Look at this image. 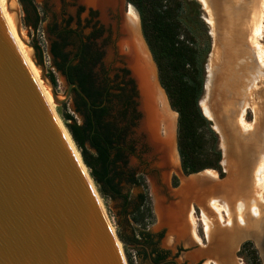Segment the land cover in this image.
Instances as JSON below:
<instances>
[{"label":"trees","instance_id":"1","mask_svg":"<svg viewBox=\"0 0 264 264\" xmlns=\"http://www.w3.org/2000/svg\"><path fill=\"white\" fill-rule=\"evenodd\" d=\"M20 3L35 15L32 28L36 30L39 17L33 1L20 0ZM127 3L138 14L159 85L170 109L177 114L176 148L183 174L190 176L211 170L222 177L219 139L199 106L205 87L204 67L211 50V38L201 19L199 4L195 0H127ZM55 37L57 41L50 48L53 68L68 84L77 85L91 104L88 108L86 101L73 90V115L64 110L67 102L60 106L58 115L98 195L104 201H122L123 216L138 228L132 227L127 234L116 223V236L127 264H134L131 251L138 257L142 255L150 264H177L170 259V251L159 247L163 233L152 234L148 230L153 214L144 176L125 171L127 158L134 155L129 132L137 120L126 71L121 69L109 75L100 68L97 72L101 54L84 43L80 33L68 25ZM69 46L73 51L65 52ZM39 54L38 62L43 66L41 51ZM48 78L56 87L55 78L51 74ZM123 183L143 189L131 212L127 210L133 199L122 192ZM237 255L244 256L248 264H261L250 241L240 245Z\"/></svg>","mask_w":264,"mask_h":264},{"label":"water","instance_id":"2","mask_svg":"<svg viewBox=\"0 0 264 264\" xmlns=\"http://www.w3.org/2000/svg\"><path fill=\"white\" fill-rule=\"evenodd\" d=\"M7 4L14 17L16 31L49 89L53 104L61 106L74 90L90 108L88 98L75 84H68L63 98L57 96L44 67L38 62L35 48L21 34V18L15 1L7 0ZM130 6L127 0H121L120 6L106 11L109 24L105 26L99 22L107 36L114 37V27L116 33L119 32V24L125 21L126 10ZM85 8L99 17L98 10ZM140 34L142 37L141 29ZM142 40L146 46L143 37ZM150 59L157 75L151 55ZM121 65L114 72L126 71L125 79L131 82L132 102L137 115L129 136L146 146L151 157H156L150 146V132L158 142H163V137L159 135V128L147 119L153 99L148 78L141 68L140 74L124 62ZM155 83L165 96L158 78ZM212 130L215 131L213 126ZM174 146L176 148V139ZM177 171L179 177L186 178L181 167ZM88 178L91 185L64 140L0 15V264H127L121 243L110 228L89 175ZM245 236L242 233L234 248L238 249L243 242L251 240ZM257 249L264 264V242Z\"/></svg>","mask_w":264,"mask_h":264},{"label":"bare ground","instance_id":"3","mask_svg":"<svg viewBox=\"0 0 264 264\" xmlns=\"http://www.w3.org/2000/svg\"><path fill=\"white\" fill-rule=\"evenodd\" d=\"M77 1L83 6L98 10L99 21L105 26L109 24L106 11L117 8L121 2V0ZM198 1L207 12L205 22L212 35V52L206 85L208 97L201 104V111L213 123L214 130L220 136L222 165L228 174L227 188L226 192H223L222 184L216 180L217 173L206 170L182 180L181 187L176 194L181 200L175 206L164 207L161 200H158L155 210L160 220L159 224L170 231V238L175 237L178 241L187 242L189 233L196 244H201V240L194 230L196 220L192 216L193 210L190 208L185 218V207L188 202L203 205L200 221L204 226L205 237L209 239L212 233H216V235L223 233L219 230L220 226L227 229L224 232L225 241L217 242L214 251L216 253L218 249H222L223 263L218 260H207L203 264H228L226 260L228 251L239 243L242 233L249 227L250 221L258 226L264 223L262 217L264 213H261L262 208H260L264 204V46L261 43L264 39V0ZM9 9L7 0H0V15L10 37L43 100L52 112L70 151L91 185L88 172L82 165L77 150L66 129L54 113L49 89L42 81L39 70L31 61L30 52L16 31L14 17ZM106 19H108L107 23ZM139 25L138 15L130 6L126 10L125 21L119 24V32L116 33L114 27V40L111 41V49L120 58L119 67L124 62L131 70L138 71L137 73L140 71L141 74L142 69L146 73L148 88L153 93L151 105L149 101L150 113L148 112L147 119L151 125L161 129L163 137V142H158L150 132L152 153L156 155V161L160 162L163 169L167 170L170 165V168L175 170L178 169V155L172 148L171 141V114H175L169 109L166 98L155 83L156 78L151 74L149 67L152 62L149 52L144 47ZM248 27L249 34H247ZM248 44L251 48L248 47ZM247 109H250L254 114L253 121L249 123L244 120ZM235 114L236 123L241 133L236 135V146L234 145L232 151V147L229 144L225 146L226 144L222 141L224 136L221 134L218 122L223 115L228 117L229 120H226V124L229 125L230 119ZM228 125L222 129L226 134L231 131H229ZM231 126H229L230 129ZM244 186L245 189L241 190ZM250 186L254 196L248 199ZM239 191L240 194H238ZM221 192L227 193V202L215 198ZM198 194L202 196H198ZM99 203L101 206L102 203ZM204 206L210 209L211 212L208 211L210 215L214 216L213 218L204 211ZM184 218L187 219L189 228L183 224ZM110 228L113 232L111 224ZM206 254L202 251L197 253V259L207 257Z\"/></svg>","mask_w":264,"mask_h":264},{"label":"rangeland","instance_id":"4","mask_svg":"<svg viewBox=\"0 0 264 264\" xmlns=\"http://www.w3.org/2000/svg\"><path fill=\"white\" fill-rule=\"evenodd\" d=\"M14 1L20 13L21 34L25 38V40L28 42V44L40 49L39 51H41V60L43 62L44 73L47 77L48 75L51 74L55 78V81H56L55 92L60 99L64 97L66 90H67L68 83L66 82L65 77L62 76L59 72H57L53 68L54 62H53L52 56L50 55V48L52 44L57 41L55 34L57 32L62 31L64 28H66L67 25L69 29L75 30L80 33L84 43L91 45L93 49L97 50L101 54L100 61L95 68L97 72H99L100 68H102L105 71H107L109 75H113L114 73H116L114 72V70L116 67H118V63H121V61H120V58L116 56L114 50L111 49L112 44H110V42L113 41L114 38L113 37L109 38L110 36H107L106 32L105 33L102 32V29L100 27L101 24L99 22V17L94 16L92 15V13L88 12L85 6L80 4L77 0H32L33 4L36 7L37 14L39 17V25L36 30L32 28V25L35 21V15L31 11V9L29 7L24 8L22 4L20 3V0H14ZM195 1L200 6V12H201L200 16H201V19L206 24L205 19L207 18V12L202 8V5L200 4L198 0H195ZM105 21L107 23L108 19H106ZM206 26L208 28V34L210 35V38H211V50L208 55L205 67H204V72H205L204 90L205 91L199 102L200 109H201V104L204 103L208 97L207 96L208 90H207L206 85H207V78H208V73H209L210 56L212 52L211 30L207 24ZM249 33H250V30L248 27L247 34ZM247 34H246V37L248 36ZM261 43L264 46V39H263V42ZM144 47L146 49V46ZM248 47L251 48L249 44H248ZM39 51L36 50V57L38 60H40ZM70 51H73V48L71 46L65 49V52H70ZM124 51H126V48H124ZM149 69L151 71L152 76L157 78V75L155 74L152 64H150ZM71 97H72V93L70 95V98L67 100V106L65 107L64 110H66L67 113H70L71 115H73L72 113L73 105L71 102ZM53 106H54V113L63 126V123L58 115V110L59 111L61 110L59 109L60 106H56L54 104ZM75 118L78 120V117H75ZM171 118H172L171 119L172 148H174V151L177 152L174 146V141L176 139L177 115L171 114ZM253 119H254L253 112L250 109H247L244 114V120L249 123V122H252ZM226 120H229L228 117H224L222 115V118L218 122L219 127L222 132L221 134L222 136H224V140L222 139V141L224 142V144H226L225 146L229 144L230 147H232L231 149L233 151V148L236 146V135L241 132L239 130V126L236 123L237 122L236 114L234 115V117L230 119L229 125L226 124L227 123ZM210 123L213 126V123L212 122ZM225 125H228L229 131L231 130L230 132H227V134L224 133V130H222L223 128L225 129ZM230 125H232L231 129L229 127ZM158 130H159V135L162 137L161 129L159 128ZM216 134L219 139V148L221 149L220 146L222 142H221V139L218 133ZM133 142H134V155L133 156L131 155L127 158V165L125 167V171L134 173L137 176L143 175L145 178V182H146L145 189H146V193L148 194V197L150 200L151 210L153 214V223L151 226H149L148 230L152 234L163 233V237L159 241V247L163 250L170 251L171 253L170 259H173L177 264H203L207 260L221 261L223 257L222 256L223 251L222 249H218V251L214 253L215 244L217 242L225 241L224 232L227 229L222 228L220 226L219 230L223 233H219L221 235L219 234L216 235V233H212L209 239H207L204 234V226L200 221L201 207H203V205H201L200 203L198 204L196 202H191V203L188 202L189 204V205L187 204L188 207L187 206L185 207L186 208L185 218L187 216L189 209L192 208L193 210L192 216L196 220L194 230H195V234L197 235V237L201 240L200 241L201 244L200 243L196 244L193 241L191 234L189 233L187 235V239H188L187 242L178 241V239L176 240V238L173 236H172L173 238H170L171 237L170 231L165 226H161L159 224L160 220L155 210L156 202L158 200H161V204L167 208L171 206H175L181 200L179 199V197L176 196L178 192L177 190L181 187L182 180L189 178V177L188 176H186V178L179 177L177 173L178 172L177 169L172 170L170 168V165L167 170L163 169L161 167L162 165L160 164V162L156 161V157H151V153L148 151L146 146H144L143 144L139 142H135V141ZM221 152H222V149H221ZM222 161H223V156H222ZM178 169H180L179 158H178ZM221 169H222L223 176L220 177L218 173L216 172L218 176L216 180L222 184V191L226 192L227 183H228V174L224 171L223 165H221ZM121 187H122V192L124 194L128 193L133 199L132 204L129 206L127 210L128 212H131L132 208L135 205H137V202H138L137 196L143 191V189L139 187L130 188L124 183L121 184ZM244 189H245V186L241 190H244ZM240 193L241 192L239 191L238 194ZM226 194L227 193L223 194L221 192L215 198L223 202H227L228 199H227ZM248 195H249L248 199L254 196V192L251 186H250V193ZM198 196H202V195L198 194ZM100 202L102 203L104 212L106 213V216L111 226L113 227L115 233H116V223H119V225L122 227V229L125 230V233L127 234L130 232V229L132 227L135 229H138L133 224H131L130 221H128V218L126 216H123L122 201L120 200H105L104 201L100 197ZM260 208H262L261 213H264V204H262ZM208 210L210 211L208 207L204 209V211H206V213L208 212L209 214ZM209 216L211 218L214 217L213 215H210V214ZM262 217H263V222H264V216ZM185 218H184L183 224L187 225L188 221ZM250 223L248 224L249 227L246 230H244L243 234H245L247 238H251L250 242H252V244L254 245L257 251L258 250L257 248H260L262 246V243L264 242V223L263 225H260V226L256 225V223L255 224H252V223L250 224ZM121 247L123 249L122 244H121ZM239 248L240 246L238 247V250ZM197 250H199V252L202 251L205 254L207 253L206 254L207 257L204 256V258L199 257L201 259H197V253H199ZM238 250L233 256L232 263L233 264H248L244 256L237 255ZM129 253L132 256V260L134 264H150V261L145 259L142 255L138 257L136 252L131 251ZM228 254L229 253H227V255Z\"/></svg>","mask_w":264,"mask_h":264},{"label":"crops","instance_id":"5","mask_svg":"<svg viewBox=\"0 0 264 264\" xmlns=\"http://www.w3.org/2000/svg\"><path fill=\"white\" fill-rule=\"evenodd\" d=\"M237 250H238V249H237L236 247L230 250L229 255H228V257H227V262H228V264H233V263H232L233 256L235 255V253H236ZM197 251L199 252V250H197ZM198 259H201V258H198ZM220 262L223 263V260H221ZM227 262H226V263H227Z\"/></svg>","mask_w":264,"mask_h":264},{"label":"flooded vegetation","instance_id":"6","mask_svg":"<svg viewBox=\"0 0 264 264\" xmlns=\"http://www.w3.org/2000/svg\"><path fill=\"white\" fill-rule=\"evenodd\" d=\"M88 12H90V13H92V15H94V16H97V13H95V12H93V11H91V10H89ZM110 15V14H109ZM111 17H112V15H111ZM112 19H115V17H113ZM116 20V19H115ZM101 29H102V32H103V28L101 27ZM108 33H109V31H108ZM110 35V34H109ZM110 38V37H109Z\"/></svg>","mask_w":264,"mask_h":264}]
</instances>
